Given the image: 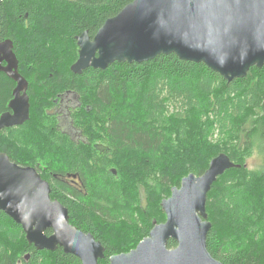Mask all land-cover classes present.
<instances>
[{"label": "trees", "instance_id": "obj_1", "mask_svg": "<svg viewBox=\"0 0 264 264\" xmlns=\"http://www.w3.org/2000/svg\"><path fill=\"white\" fill-rule=\"evenodd\" d=\"M132 1L0 0V41L12 42L30 98L29 121L0 132V153L36 168L69 223L104 247L98 264L134 249L154 224L165 222L160 203L171 189L225 154L239 167L207 194V250L222 264H264V65L229 83L174 55L72 74L75 38L85 31L92 38ZM15 86L0 74V115ZM65 91L79 99L70 120L83 143L73 142L51 116L53 99ZM254 152L260 166L250 170ZM175 247L168 241V249ZM0 264L81 262L60 248L36 250L0 212Z\"/></svg>", "mask_w": 264, "mask_h": 264}, {"label": "water", "instance_id": "obj_2", "mask_svg": "<svg viewBox=\"0 0 264 264\" xmlns=\"http://www.w3.org/2000/svg\"><path fill=\"white\" fill-rule=\"evenodd\" d=\"M75 41L78 58L70 67L74 75L89 68L104 71L115 62L141 64L174 55L204 64L229 83L264 65V0H133L107 19L92 39L83 32ZM0 73L16 83L9 111L0 116L2 131L20 127L30 117L27 82L18 73L9 40L0 41ZM238 167L219 154L202 175L184 177L160 203L165 222L154 224L128 253L111 256L109 264H222L206 247L211 228L206 198L219 177ZM0 212L20 226L27 243L38 251L60 248L81 264H98L104 258L101 243L69 223L67 209L51 200L50 186L37 171L16 165L4 153ZM170 240L176 243L173 249L167 248Z\"/></svg>", "mask_w": 264, "mask_h": 264}, {"label": "flooded vegetation", "instance_id": "obj_3", "mask_svg": "<svg viewBox=\"0 0 264 264\" xmlns=\"http://www.w3.org/2000/svg\"><path fill=\"white\" fill-rule=\"evenodd\" d=\"M0 74H3V73H0ZM27 88H28V83H27ZM27 95H28V93H27ZM78 101H79V99L77 98V96L75 94H73L71 91H65V92H62V93H59V94L56 95L55 99H53V106L50 109L51 110V116L54 117L57 122H59V128H60V130H62L63 132L67 133L68 136H69V138L73 142H75L77 144L78 143H83L85 141V137L83 135H81L79 133V131L75 127H73L72 121L70 120V115L74 111H76L77 108H81ZM29 103H30V98H29ZM62 110L66 111L65 112V115H66L68 121H66V120L63 119V117L61 115L62 114L61 113ZM8 111H9V109L6 112H8ZM29 119H30V117H29ZM9 129H11V128H9ZM3 130H6V129H3ZM34 169L36 170V168H34ZM37 173H38V171H37ZM50 192H51V190H50Z\"/></svg>", "mask_w": 264, "mask_h": 264}, {"label": "rangeland", "instance_id": "obj_4", "mask_svg": "<svg viewBox=\"0 0 264 264\" xmlns=\"http://www.w3.org/2000/svg\"><path fill=\"white\" fill-rule=\"evenodd\" d=\"M91 103V102H90ZM92 104V103H91ZM87 105H90V104H87ZM45 110V109H44ZM46 112H50L48 109L45 110ZM65 112L64 110L61 111V115L63 117L64 120L68 121L66 115H65ZM35 119H37V117H35ZM219 141H217V137L214 136V138L212 139L211 143L213 144H217ZM220 144V143H219ZM216 146L219 147V145L217 144ZM37 158V160H39L41 163H42V159L39 157V155H36L35 156V159ZM44 162V161H43ZM47 163V161H45L44 163H42V166H46L45 164ZM260 166V162H259V158L257 157V155L255 154V152L253 153L252 157L250 159L247 160V163H246V167L250 170H255V169H258V167Z\"/></svg>", "mask_w": 264, "mask_h": 264}, {"label": "bare ground", "instance_id": "obj_5", "mask_svg": "<svg viewBox=\"0 0 264 264\" xmlns=\"http://www.w3.org/2000/svg\"><path fill=\"white\" fill-rule=\"evenodd\" d=\"M99 29H100V28H99ZM85 32H86V31H85ZM96 33H97V32H96ZM87 34H88V33H87ZM73 64H74V63H73ZM73 64H72V65H73ZM72 65H71V66H72Z\"/></svg>", "mask_w": 264, "mask_h": 264}]
</instances>
